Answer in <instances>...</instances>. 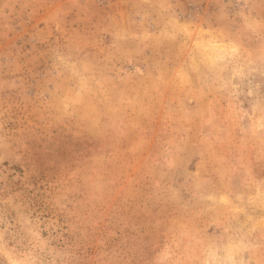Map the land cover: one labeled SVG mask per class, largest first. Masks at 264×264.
I'll use <instances>...</instances> for the list:
<instances>
[{"label":"rangeland","instance_id":"374dc122","mask_svg":"<svg viewBox=\"0 0 264 264\" xmlns=\"http://www.w3.org/2000/svg\"><path fill=\"white\" fill-rule=\"evenodd\" d=\"M0 264H264V0H0Z\"/></svg>","mask_w":264,"mask_h":264}]
</instances>
